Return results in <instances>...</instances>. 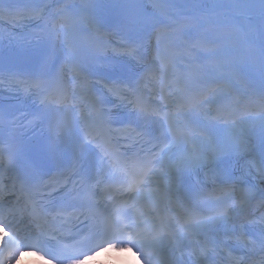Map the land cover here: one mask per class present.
Here are the masks:
<instances>
[{
  "label": "snow or ice",
  "instance_id": "snow-or-ice-1",
  "mask_svg": "<svg viewBox=\"0 0 264 264\" xmlns=\"http://www.w3.org/2000/svg\"><path fill=\"white\" fill-rule=\"evenodd\" d=\"M152 7H124L126 67L116 76L94 71L97 5L0 3V22L40 28L12 55L41 69L10 77L38 101L34 111L0 109V264L21 246L77 264L112 241L147 264H264V0L228 6L239 15ZM13 35L0 28V40ZM61 58L69 67L55 73ZM113 94L131 110L134 134L112 128ZM36 128L39 163L19 136ZM69 154L71 169L61 170Z\"/></svg>",
  "mask_w": 264,
  "mask_h": 264
},
{
  "label": "clouds",
  "instance_id": "clouds-1",
  "mask_svg": "<svg viewBox=\"0 0 264 264\" xmlns=\"http://www.w3.org/2000/svg\"><path fill=\"white\" fill-rule=\"evenodd\" d=\"M108 244H110V246L112 248H117L119 246V242L118 241H115V242L112 241V242H110ZM22 248H24V246H21L20 250ZM34 248H36V254H34V257H33L32 261L30 262V264H44L43 259L39 255V253H44L45 254V252L40 250L37 247H34ZM60 261H61V264H63L64 260H60ZM107 261H108V264H138V262L135 261L134 257L133 258H129L127 260H124L123 257H122V254L119 253V252H115V251L112 252L111 256L107 258ZM17 264H20V262L17 261ZM77 264H86V262L82 261V260H78Z\"/></svg>",
  "mask_w": 264,
  "mask_h": 264
},
{
  "label": "bare ground",
  "instance_id": "bare-ground-1",
  "mask_svg": "<svg viewBox=\"0 0 264 264\" xmlns=\"http://www.w3.org/2000/svg\"><path fill=\"white\" fill-rule=\"evenodd\" d=\"M193 3H195L196 1H204L212 6H219L220 8H217V9H230L229 11L232 13V9L231 7H228L230 5H225L224 3H228L226 2L225 0H192ZM166 2L172 6H174V8L177 10V11H181L183 10V6L180 4V0H166ZM259 0H246V5L247 4H251V3H258ZM231 6H239V5H231ZM238 12V11H237ZM237 15H239V12L238 13H235ZM241 17L243 18V16L241 15ZM246 22L248 21H245V20H241V21H238L239 24H245Z\"/></svg>",
  "mask_w": 264,
  "mask_h": 264
}]
</instances>
